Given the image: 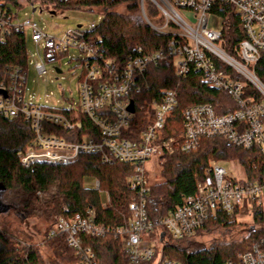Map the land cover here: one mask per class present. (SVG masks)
<instances>
[{
    "label": "built area",
    "instance_id": "obj_1",
    "mask_svg": "<svg viewBox=\"0 0 264 264\" xmlns=\"http://www.w3.org/2000/svg\"><path fill=\"white\" fill-rule=\"evenodd\" d=\"M2 5L0 41L11 32L30 38L34 61L30 63L29 59L28 66L39 79L47 76L48 63L70 55L84 57L78 66L77 100L66 110L47 103H30L25 93L28 70H10L6 83L0 81V119H23L34 136L20 156V164L24 167L66 166L81 156L91 155L107 163L116 161L133 168L128 186L135 197L131 201L130 216L121 226L96 224L93 211L88 209L83 216L57 218L48 233L49 239L64 236L68 247L81 257L83 264H95V257L91 250L81 249L80 235L96 239L114 237L127 255L128 264H142L154 257L155 244L142 240V235H150L154 230L146 211L147 165L152 157L160 160L163 155L173 153V142L160 140L159 134L177 103L171 91L162 92L158 103L144 102L140 112L151 120L150 126L137 141L124 139L136 114L134 103V114L128 111L132 103L130 97L141 95L135 75L144 74L149 66L170 60L179 79L185 78L192 69L200 71L209 88L226 93L236 106L234 114L223 117H217L209 106L185 110L182 114V153L196 151L203 139L222 137L234 148L257 150L264 158V127L260 122L264 113V85L255 77L256 65L264 53V0H139L145 24L154 33L171 40L164 50L149 57L128 59L121 70L113 62H102L86 40L95 25H91L88 32L77 29L53 38L43 35L29 20L16 22L18 17L12 6ZM145 5L152 7L155 18L146 16ZM227 7L233 8L245 37L233 53L228 52L232 58L223 52L226 50L224 22L213 12L215 9L225 12ZM248 86L258 94L260 103L244 96ZM82 118L95 130L85 129ZM51 129L64 135L53 133ZM93 183L94 189L99 191L98 183ZM101 195L104 204H108V195ZM263 208L264 180L260 185L241 186L228 177L219 164L212 163L203 181L197 185L196 195L184 199L182 206L168 213L159 225L172 240L180 241L191 239L215 212L237 211V220L238 217H252L254 209ZM161 264L176 263L166 261ZM229 264H264V237L239 256L237 262Z\"/></svg>",
    "mask_w": 264,
    "mask_h": 264
},
{
    "label": "trees",
    "instance_id": "obj_2",
    "mask_svg": "<svg viewBox=\"0 0 264 264\" xmlns=\"http://www.w3.org/2000/svg\"><path fill=\"white\" fill-rule=\"evenodd\" d=\"M2 4H10L14 8L38 4L41 10L55 14L99 10L102 21L87 34L86 40L92 44L102 62H113L119 70L125 67L130 58L149 57L164 50L171 40L170 37L154 33L145 24L140 15L139 0H0V7ZM218 10L213 12L224 22L223 40L230 54L245 41V37L233 8L227 7L225 12ZM145 13L148 18L156 17L150 5H145ZM27 40L24 34L11 32L0 41L1 82L6 83L10 70H28ZM135 77L141 95L130 97L136 114L129 131L124 133V139L137 141L150 126L151 120L140 112L144 102L158 103L162 92L171 91L177 103L174 113L166 120L159 134L160 140L173 142V153L165 154L159 160L161 181L149 183L146 211L154 230L145 242L155 244V254L150 261L142 264L166 261L176 264L237 262L239 256L264 237V208L253 210L251 219L257 230L253 228L245 235L238 234L242 225L236 221L237 211L215 212L192 237H211L212 243L208 248L193 253L183 248L190 239L174 241L159 225L168 213L182 206L184 199L196 195L197 185L203 181L212 163H237L246 179L244 182L237 181L241 186H256L263 182L264 158L260 153L253 149H236L225 138H206L200 141L196 151H180L184 140L182 114L185 110L209 106L217 117H223L236 111L233 100L226 93L209 88L200 71L192 69L185 78H177L170 60L151 65L144 74ZM255 77L264 85V53L256 65ZM244 96L261 102L258 94L249 86ZM260 122L264 127V113ZM82 124L85 129L95 130L86 119L82 118ZM51 131L64 135L57 129ZM33 140L29 125L23 119H0V216H11L21 226L13 229L0 224V264H51L46 257L48 253L54 259V264H83L81 257L68 247L64 236L49 239L48 233L57 218L83 216L88 209L93 211L96 224L121 226L130 216L131 201L135 197L128 186L133 168L116 161L107 163L91 155L81 156L66 166L24 167L20 164V156ZM88 181L98 183L99 191L86 188ZM101 194L108 195V204H104ZM16 212L23 214L26 222L16 217ZM30 219L45 229L38 231L34 228L28 233L25 223ZM79 240L82 250H91L95 264H128L127 255L121 250L119 241L112 236L96 239L80 235Z\"/></svg>",
    "mask_w": 264,
    "mask_h": 264
},
{
    "label": "rangeland",
    "instance_id": "obj_3",
    "mask_svg": "<svg viewBox=\"0 0 264 264\" xmlns=\"http://www.w3.org/2000/svg\"><path fill=\"white\" fill-rule=\"evenodd\" d=\"M23 8H13L15 14L18 17L16 22H22L24 20H29L31 23L36 24L39 28L40 32L43 35L59 38L64 34L69 33L70 31L77 30L79 27L83 32L90 31L91 25H99L102 21V13L99 10H95L93 12L88 13H76V12H61L55 14L50 11L41 10L38 4L33 5H23ZM34 11V12H33ZM123 11V10H122ZM142 13L140 12V15ZM27 35H30L28 31H26ZM29 37V36H28ZM28 45V55L30 59V63L32 60V49L33 45L31 43L30 38L27 40ZM222 50V49H221ZM225 56L232 58L227 52V50L223 51ZM84 57L80 55H70L64 59L57 60L51 63L46 64L47 76L39 79L33 68L28 66V74L26 81V97H29V101L32 104H45L47 103L50 106H55L61 109H69L72 101L77 100V78L80 73L79 62L83 61ZM59 69L60 73H56L54 69ZM244 82V81H242ZM159 158L152 157L149 164L147 165L148 169V178L149 183L155 184L161 181L160 179V166L158 165ZM220 167L225 171L228 177L235 179L238 182H244L245 175L242 168L237 163H229V164H219ZM85 187L88 189L94 188L93 181H88L85 183ZM14 215L21 219V221L26 222V218L23 214L14 213ZM252 217L244 216L238 217L237 222L242 227L239 229L238 234L245 235L251 229L257 230V227L253 226ZM15 228H21L16 222L15 219L11 216L4 217L0 216V224ZM22 230L24 225H22ZM25 227L28 233L30 231L39 229L44 230L45 227L36 223V221L30 219L27 223H25ZM148 235H142L143 241H148ZM38 242V239H36ZM212 243L211 237H196L190 239L188 242L184 243L183 248L188 250L189 252H195L202 248H208ZM51 255L46 254L47 260L54 264V259L50 257Z\"/></svg>",
    "mask_w": 264,
    "mask_h": 264
},
{
    "label": "water",
    "instance_id": "obj_4",
    "mask_svg": "<svg viewBox=\"0 0 264 264\" xmlns=\"http://www.w3.org/2000/svg\"><path fill=\"white\" fill-rule=\"evenodd\" d=\"M34 12V11H33ZM80 28V27H79ZM78 28V29H79ZM56 73H60L59 71H57ZM128 111H129V113L130 114H134V105H133V103H130V107H129V109H128Z\"/></svg>",
    "mask_w": 264,
    "mask_h": 264
}]
</instances>
